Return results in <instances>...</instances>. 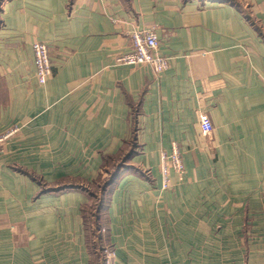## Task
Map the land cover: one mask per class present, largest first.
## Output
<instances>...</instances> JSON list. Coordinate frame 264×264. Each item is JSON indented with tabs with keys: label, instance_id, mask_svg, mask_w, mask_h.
Listing matches in <instances>:
<instances>
[{
	"label": "crops",
	"instance_id": "obj_1",
	"mask_svg": "<svg viewBox=\"0 0 264 264\" xmlns=\"http://www.w3.org/2000/svg\"><path fill=\"white\" fill-rule=\"evenodd\" d=\"M132 30L166 71L117 62ZM263 85L264 0H0V134L19 128L0 146V264H93V194L123 161L109 264H264ZM173 143L184 174L163 190Z\"/></svg>",
	"mask_w": 264,
	"mask_h": 264
},
{
	"label": "built area",
	"instance_id": "obj_2",
	"mask_svg": "<svg viewBox=\"0 0 264 264\" xmlns=\"http://www.w3.org/2000/svg\"><path fill=\"white\" fill-rule=\"evenodd\" d=\"M128 39L131 52L121 55L117 62L127 66L141 67L148 66L155 74H161L169 67L168 60L161 56L158 52V41L153 30H132L125 33ZM32 65L34 70V78L39 86H44L51 77V64L49 59L48 48L40 42H33ZM264 90V85H263ZM199 129L203 136L208 135L212 131V124L206 114L199 115ZM19 132L17 126L9 128L0 134V146L7 142ZM173 171L180 177L184 174V165L177 144L173 143L170 151L160 154L159 173L161 179V188L166 190L170 187V172ZM111 252L108 253L105 264H109Z\"/></svg>",
	"mask_w": 264,
	"mask_h": 264
},
{
	"label": "trees",
	"instance_id": "obj_3",
	"mask_svg": "<svg viewBox=\"0 0 264 264\" xmlns=\"http://www.w3.org/2000/svg\"><path fill=\"white\" fill-rule=\"evenodd\" d=\"M124 163H125V161H123V163L122 162L119 163L115 167L114 171L109 175V178L101 181L99 187L96 189L98 191H95L96 193L93 194V199H95V202H94V212L95 213L93 216L94 221H92V219H90V221H92L94 223L95 231L97 233H100L102 230H104V227L102 226V218L101 217H102V210H103L104 204H105L106 191L108 190V188L110 186L113 185L114 181H116L117 178L125 171L126 167H125ZM89 218H87V237H89V233H90L89 228H88ZM88 240H89V238H88ZM89 249L91 251V247ZM91 254L93 257L92 251H91Z\"/></svg>",
	"mask_w": 264,
	"mask_h": 264
},
{
	"label": "rangeland",
	"instance_id": "obj_4",
	"mask_svg": "<svg viewBox=\"0 0 264 264\" xmlns=\"http://www.w3.org/2000/svg\"><path fill=\"white\" fill-rule=\"evenodd\" d=\"M88 228L90 232L88 237L89 245L93 253V264H105L108 253L110 252L106 243L104 242L105 232L102 230L100 233H97L95 231L94 223L90 221V218L88 220Z\"/></svg>",
	"mask_w": 264,
	"mask_h": 264
}]
</instances>
